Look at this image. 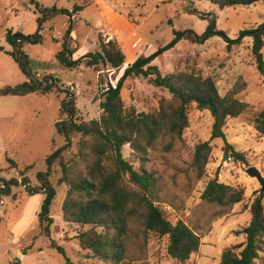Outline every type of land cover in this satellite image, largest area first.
Returning a JSON list of instances; mask_svg holds the SVG:
<instances>
[{
    "label": "rangeland",
    "instance_id": "374dc122",
    "mask_svg": "<svg viewBox=\"0 0 264 264\" xmlns=\"http://www.w3.org/2000/svg\"><path fill=\"white\" fill-rule=\"evenodd\" d=\"M35 1L41 8L56 7L60 11L44 21L40 31L42 41L35 44L23 42L22 51L30 70L39 74L41 81L52 76L58 79L60 88L69 89L76 95L78 122H90L101 117L100 103L104 89L110 84L116 86L123 72L102 65L64 68L58 56L65 50L71 26L76 36L74 38L71 33L69 39L71 48H75L73 57L77 52H86L73 60L99 51L100 37L106 42L117 41L128 60L134 62L162 50L152 62L162 75L189 73L211 77L222 97L237 98L249 105L240 117L228 119L224 128L228 142L237 152L244 154L245 163L236 162L233 158L224 160L227 152L223 139L211 141L213 118L210 112L198 110L195 103L188 106L189 127L182 139L175 141L171 152H164L163 143L158 144L149 149L148 160L142 163L130 145L123 148L124 157L136 170L145 168L159 179L160 206L172 223L183 220L196 228L205 244H214V238L205 241L214 228L213 223L239 213H233L232 209L229 214L216 217L218 208L205 205L201 200L209 179L219 171V180L224 184H232L245 191L242 212L236 223L244 229L248 225L245 210L253 194L260 195L261 189L257 179L249 177L245 170L254 167L264 177V144L257 146L256 136L261 138L262 135L254 128V118L264 110V75L259 72L252 53L253 41L248 37L241 45L228 49L220 36H214L204 44L193 43L187 38L175 42V31H193L202 35L209 21L193 14V10L197 9L215 14L217 29L234 40L241 31L264 23V3L221 9L205 0ZM76 6L84 8L76 12ZM40 17L42 14L32 0H0V90L22 85L28 80L10 54L14 47L7 41V33L33 35L39 31ZM110 35L112 39H109ZM262 53L264 56V48ZM121 96L127 113L133 110L153 113L159 110L161 99H172L167 90L154 87L149 79L142 77L128 78ZM63 99L64 94L55 91L46 95L0 96V179H17L20 182L23 177L29 180V188L40 185L38 175L48 172L47 158L65 145V139L58 131V123L63 119ZM82 141L81 135H74L72 147L62 153V158L54 163L48 177L56 190L49 233L46 234L45 227L39 222L44 194H30L25 186L19 185L11 187V194L2 197L0 264H66L67 260L73 264H106L94 257L91 251L80 247L77 237L93 226L68 223L63 219L62 206L70 187L60 182L63 177L62 163L71 165L76 162ZM208 141L212 153L205 176L196 181L193 166L196 147ZM254 144L256 147H253ZM222 227L219 240L228 244L227 226L223 224ZM96 229L102 231L101 228ZM167 247V237L151 234L143 253L137 250L133 255L135 247L130 246L131 259L127 264H186L171 259ZM59 249H63L64 253ZM255 264H264V252Z\"/></svg>",
    "mask_w": 264,
    "mask_h": 264
},
{
    "label": "trees",
    "instance_id": "16d2710c",
    "mask_svg": "<svg viewBox=\"0 0 264 264\" xmlns=\"http://www.w3.org/2000/svg\"><path fill=\"white\" fill-rule=\"evenodd\" d=\"M192 1L193 0H188ZM221 9L235 6H251L264 0H205ZM32 4L42 14L39 18V31L33 35L9 31L7 41L14 47L11 56L20 65L27 81L16 87H6L0 90V96H26L31 93L42 95L51 92L64 94L61 104L62 120L58 123V131L65 139V145L47 158L48 172L38 175L40 185L29 188V180L22 177L2 180L0 186V202L2 197L11 194V187L25 186L30 194H44L39 222L49 233L53 223L51 206L56 196V190L51 185L50 176L54 163L62 158V153L73 145L74 135H81L80 152L75 163H62L63 177L61 183L69 185L70 189L63 202V219L68 223L91 225L92 229L77 237L81 249L88 250L93 256L106 264H127L137 250L143 253L148 237L154 234L168 238L167 254L171 259L186 262L191 255L197 253L202 244V237L183 220L172 223L166 212L161 208L159 179L154 172L145 168L140 171L126 160L123 148L130 145L133 153L142 163L147 162L149 149L163 143L162 150L171 152L175 141L181 140L184 131L189 127L188 106L195 103L200 111H209L213 118L211 141L221 138L225 143L227 154L236 162L245 163V156L237 152L227 140L224 131L228 118L240 117L249 105L237 98L222 97L215 81L211 77L204 78L189 73H173L162 75L152 62L162 50L150 57H142L131 64L120 78L116 86L108 85L103 92L100 103L101 117L90 122H78L77 98L69 89L60 88L58 79L49 76L42 81L34 74L22 51L23 42L39 43L42 41L40 31L44 21L58 13L56 7L41 8L35 0ZM83 6H76L80 12ZM66 12V11H65ZM193 14L202 20H208L207 30L202 35L193 31L177 32L175 42L187 38L196 44H204L214 36H220L227 43L228 49L243 43L245 38H252V53L257 62L259 72L264 75V23L241 31L238 38L231 40L217 29V17L213 13L193 10ZM72 26L65 44V50L58 56L64 68L73 69L81 65L87 67L108 66L119 70L126 62V56L117 41H105L99 38L100 50L89 52L81 59L73 60L75 48H71ZM174 42V43H175ZM101 72V69H98ZM101 75V73H100ZM142 77L149 79L157 88L168 91L171 101L161 99L160 108L153 113H137L135 110L126 112L121 91L128 78ZM255 130L264 136V110L254 118ZM169 139L164 143L165 140ZM212 153L210 141L200 143L196 147L193 166L195 180L201 181L206 173V167ZM82 165V167H79ZM245 191L219 181V171L209 180L201 195L205 205L218 208L216 217L229 214L233 207L244 201ZM264 195H258L250 206L251 220L235 235L244 234L246 241L223 250L220 264H255L264 252ZM101 228L99 232L96 228ZM198 230V229H197ZM139 244L138 243H141ZM64 253L63 249H59ZM134 261V260H133ZM66 264H73L67 260ZM131 264V263H130Z\"/></svg>",
    "mask_w": 264,
    "mask_h": 264
},
{
    "label": "crops",
    "instance_id": "0c3cea01",
    "mask_svg": "<svg viewBox=\"0 0 264 264\" xmlns=\"http://www.w3.org/2000/svg\"><path fill=\"white\" fill-rule=\"evenodd\" d=\"M74 20L77 21L78 18L75 17ZM72 34H73V37L75 38L76 37L75 33H72ZM112 37L113 36L110 35L109 39H112ZM84 53H86V52L85 51L84 52L83 51L82 52L81 51L77 52L74 55L73 58L77 59L79 56L83 55ZM133 62H134V60L133 61L132 60L131 61L128 60L127 55H126V62L119 70H121V72H123V74H124L125 69H127ZM81 66H83V65H81ZM80 67H78V68H80ZM37 76L39 77V74H37ZM228 119H235V118H228ZM256 138H257V140H256L257 141V143H256L257 146L260 145V143L264 144V136H261V138H258L256 136ZM258 141H259V143H258ZM256 144H254L253 147H256ZM219 181L221 183H223L222 180H219ZM230 185H232V184H230ZM257 196H258V193L255 194V195L253 194V197H252V200H251V202L249 204V207L245 210V216L247 217L248 224H249V222L251 220L250 206H251L252 202L254 201V199ZM243 202L236 204L234 206V208H233V213H235L236 211H238L239 213H236L234 215L230 214L231 216H229V218L228 217H224L223 219H219L217 222L213 223V227L214 228L211 231V233L209 234V236H207L205 238L206 239L205 241H209V240H211V238H214L215 239V242H213L214 244H209V243L205 244L203 242L204 240L202 239V244L200 246L199 251L197 253L192 254L190 259L188 261H186V264H210L211 262H215L216 264H220L221 255H222V252H223L224 249L229 248V247H231L233 245L244 243L246 241V237H245L244 234L235 235V233H234V231H237V230L241 231L242 230V228H240L238 226V224H236V223L238 221V217L241 215L240 211L242 212L241 206L243 205ZM223 224H225V227L227 226L226 227L227 228V233H228V239L227 240L229 241L228 244H225L223 242L224 240L223 241L219 240V236H220V231L219 230H220V228H223L222 227ZM16 240H17V238L14 240V242H16Z\"/></svg>",
    "mask_w": 264,
    "mask_h": 264
},
{
    "label": "water",
    "instance_id": "95a60500",
    "mask_svg": "<svg viewBox=\"0 0 264 264\" xmlns=\"http://www.w3.org/2000/svg\"><path fill=\"white\" fill-rule=\"evenodd\" d=\"M224 160H229V154L224 155ZM245 171L249 177L257 179V181L261 185L260 195H264V177L261 175V173L254 167H249Z\"/></svg>",
    "mask_w": 264,
    "mask_h": 264
},
{
    "label": "built area",
    "instance_id": "2783aa9c",
    "mask_svg": "<svg viewBox=\"0 0 264 264\" xmlns=\"http://www.w3.org/2000/svg\"><path fill=\"white\" fill-rule=\"evenodd\" d=\"M231 158L229 157V160H230Z\"/></svg>",
    "mask_w": 264,
    "mask_h": 264
}]
</instances>
